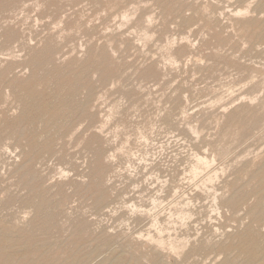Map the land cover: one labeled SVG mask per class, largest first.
I'll use <instances>...</instances> for the list:
<instances>
[{"label": "rangeland", "instance_id": "rangeland-1", "mask_svg": "<svg viewBox=\"0 0 264 264\" xmlns=\"http://www.w3.org/2000/svg\"><path fill=\"white\" fill-rule=\"evenodd\" d=\"M263 163L264 0H0V264H264Z\"/></svg>", "mask_w": 264, "mask_h": 264}, {"label": "bare ground", "instance_id": "bare-ground-1", "mask_svg": "<svg viewBox=\"0 0 264 264\" xmlns=\"http://www.w3.org/2000/svg\"><path fill=\"white\" fill-rule=\"evenodd\" d=\"M244 9H246V8H244ZM243 9V10H244ZM233 10V9H232ZM236 10V9H235ZM243 10H241V11H239L240 13L239 14H241V12H245V10L243 11ZM219 11V10H218ZM246 11H248L247 9H246ZM232 12V11H231ZM250 12V11H249ZM124 13H126V11L124 12ZM123 13V14H124ZM181 13V12H180ZM208 13H209V11H208ZM236 13V12H235ZM117 14V13H116ZM122 14V15H123ZM246 14V13H245ZM249 14V13H248ZM212 15V14H211ZM244 15V14H243ZM188 16V15H187ZM126 17H127V14H126ZM221 17V16H220ZM126 19V18H125ZM214 19V18H213ZM127 20V19H126ZM148 34V33H147ZM67 45H69V44H67ZM73 49V48H72ZM76 50V49H75ZM20 55V54H19ZM22 56V55H21ZM2 57V56H1ZM8 57V56H7ZM17 58H18V56H17ZM64 59V58H63ZM64 61V60H63ZM52 62V61H51ZM99 65V64H98ZM45 76V75H44ZM78 82V81H77ZM88 89V88H87ZM29 101H31V100H29ZM227 105V104H226ZM108 122V121H107ZM104 127V126H103ZM103 131V130H102ZM193 131V130H192ZM194 133V132H193ZM145 141V140H144ZM6 151V150H5ZM197 155V154H196ZM198 158H199V156H198ZM197 160V159H196ZM206 160H208V158L206 159L204 156L203 157H201L200 156V158H199V161L201 162V163H205L204 165H207L208 164V162L206 161ZM212 160V159H211ZM213 162V161H212ZM199 163V162H198ZM130 164V163H129ZM203 164H201V165H203ZM245 164V163H244ZM264 164V163H263ZM201 165L199 166V168L201 167ZM208 167V166H207ZM238 167V166H237ZM196 168V167H195ZM198 168V169H199ZM222 168V167H221ZM194 169V168H193ZM205 169V168H204ZM213 169V168H212ZM196 170V172L198 171L197 169H195ZM206 170V169H205ZM202 172V171H201ZM203 173V172H202ZM214 173H215V171H214ZM222 173V172H221ZM195 174H197L198 175V173H195ZM199 174H200V172H199ZM211 174V173H210ZM217 174V173H216ZM196 175V176H197ZM206 177V176H205ZM208 177V176H207ZM210 178H212L213 179V177H209V179ZM215 178V177H214ZM250 178V177H249ZM248 178V179H249ZM203 179V178H202ZM204 180V179H203ZM202 180V181H203ZM205 181V180H204ZM204 181H203V183H204ZM209 181H211V179L209 180ZM244 184V183H243ZM241 186V185H240ZM206 186L204 185V188H205ZM208 187V186H207ZM218 190V189H217ZM207 192V191H206ZM205 193V192H204ZM203 197V196H202ZM156 198V197H155ZM201 198V197H200ZM154 200V199H153ZM205 201V200H204ZM157 202V201H156ZM151 203V202H150ZM184 205H186V204H184ZM182 206V205H181ZM192 206V205H191ZM219 206V205H218ZM137 207V206H136ZM153 207V206H152ZM202 208V207H201ZM152 209V208H151ZM206 209V208H205ZM210 209V208H209ZM217 209H218V207H217ZM132 210V209H131ZM139 210V209H138ZM149 210V209H148ZM184 210V209H183ZM220 210V209H219ZM143 211V210H142ZM151 211V210H150ZM185 211V210H184ZM188 211V210H187ZM129 212V211H128ZM133 212V211H132ZM131 212V213H132ZM183 212V211H182ZM240 212V211H239ZM130 213V212H129ZM142 213V212H141ZM170 213V212H169ZM205 213V212H204ZM210 213V212H209ZM215 213V212H214ZM187 214H188V212H187ZM208 214V213H207ZM158 216V215H157ZM186 216V215H185ZM188 216V215H187ZM182 217H183V215H182ZM219 217V216H218ZM159 219V218H158ZM211 219V218H210ZM177 220V219H176ZM179 220V219H178ZM183 220V219H182ZM203 220V219H202ZM212 220V219H211ZM216 220V219H215ZM167 221V220H166ZM184 221H186V220H184ZM228 221V220H227ZM234 222V221H233ZM161 223V222H160ZM170 223H171V221H170ZM178 223V222H177ZM195 223V222H194ZM169 224V223H168ZM192 224V223H191ZM176 225V224H175ZM180 226V225H179ZM155 227H153V229H154ZM174 228V227H173ZM167 230V229H166ZM198 230V229H197ZM218 230V229H217ZM153 231H156V230H153ZM199 231V230H198ZM181 232V231H180ZM200 232V231H199ZM222 232V231H221ZM149 233V232H148ZM157 233V232H156ZM160 233V232H159ZM162 234V233H161ZM150 235V234H149ZM189 235V234H188ZM162 236V235H161ZM151 237V236H150ZM171 237V236H170ZM184 237V236H183ZM188 237V236H187ZM152 238V237H151ZM159 238H160V234H159ZM163 238H165V237H163ZM172 238V237H171ZM179 238V237H178ZM185 238V237H184ZM153 239H155V238H153ZM162 239V238H161ZM155 240H157V239H155ZM159 240V239H158ZM166 240H167V238H166ZM169 241H170V239H168ZM208 241V240H207ZM150 242V241H149ZM156 242V241H155ZM151 243V242H150ZM159 243H162V241L161 240H159ZM170 243H171V241H170ZM180 243V242H179ZM163 244V243H162ZM158 245V244H157ZM169 245V244H168ZM180 245V244H179ZM182 245V244H181ZM181 245H180V249H181ZM215 245V244H214ZM162 246V245H161ZM177 244L176 243H174V244H171V246L169 247V248H171L172 249V247L173 248H177ZM158 247V246H157ZM161 249L163 248V247H160ZM179 249V250H180ZM164 250V249H163ZM169 250V249H168ZM167 250V251H168ZM173 251H175L174 249H172ZM171 250V251H172ZM178 252V251H177ZM172 253V252H171ZM176 253V252H175ZM130 254V253H129ZM173 254V253H172ZM131 255V254H130ZM177 255V254H176ZM179 255V254H178ZM194 260V259H193ZM175 264V263H174Z\"/></svg>", "mask_w": 264, "mask_h": 264}]
</instances>
